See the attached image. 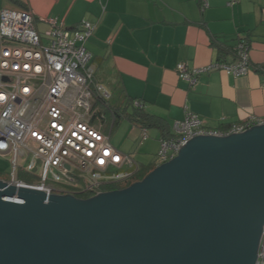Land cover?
<instances>
[{"label": "water", "instance_id": "obj_1", "mask_svg": "<svg viewBox=\"0 0 264 264\" xmlns=\"http://www.w3.org/2000/svg\"><path fill=\"white\" fill-rule=\"evenodd\" d=\"M179 150L91 198L0 180V264H256L264 124L201 134Z\"/></svg>", "mask_w": 264, "mask_h": 264}, {"label": "built area", "instance_id": "obj_2", "mask_svg": "<svg viewBox=\"0 0 264 264\" xmlns=\"http://www.w3.org/2000/svg\"><path fill=\"white\" fill-rule=\"evenodd\" d=\"M201 5L208 8L209 0H201ZM34 20L29 9L4 8L0 12V155L13 166L5 182L79 198L111 191L112 185H126L141 166L132 155L112 145L110 133L102 131L109 118L111 93L96 81L92 54L86 46L95 24L82 21L68 28L58 18H48L50 27L41 33ZM234 52L236 59L230 63L214 61L190 68L181 62L178 74L190 84L211 70L234 76L248 74L246 41L241 40ZM133 103L143 108L139 100ZM110 112L111 132L115 113ZM257 124H264V118L211 129L197 114L188 113L175 122L174 136L160 140L155 163L159 166L176 157L179 146L195 136H228ZM21 172L33 181L21 180ZM256 264H264V230Z\"/></svg>", "mask_w": 264, "mask_h": 264}, {"label": "crops", "instance_id": "obj_3", "mask_svg": "<svg viewBox=\"0 0 264 264\" xmlns=\"http://www.w3.org/2000/svg\"><path fill=\"white\" fill-rule=\"evenodd\" d=\"M230 2L209 0L202 9L201 0H0V12L31 10L41 33L50 27L48 18H58L68 28L82 21L95 24L86 46L96 81L111 93L114 104L139 100L149 119L145 122L161 125L148 127L128 118L131 133L154 129L156 135L125 151L123 140H112L120 119L115 120L111 143L142 168H152L156 163L149 152H157L160 140L173 136L175 122L188 113L211 129L264 118V0ZM241 40L249 46L248 74L211 70L195 84L180 78L181 62L190 68L233 62Z\"/></svg>", "mask_w": 264, "mask_h": 264}, {"label": "rangeland", "instance_id": "obj_4", "mask_svg": "<svg viewBox=\"0 0 264 264\" xmlns=\"http://www.w3.org/2000/svg\"><path fill=\"white\" fill-rule=\"evenodd\" d=\"M118 105L119 104H114L111 101V106L112 107L115 108ZM119 108H121L123 111L127 110L128 113H131L132 109H133L132 105L128 104L127 102H125V103L121 102L120 105H119ZM107 111H108L107 114H108L109 118L107 119V121H106V123H105V125H104V127L102 129V131L104 133H110V129H111V125H112V114L110 112V109H108ZM132 128H134L133 124L128 120L127 117L122 116L120 118V120L118 121V124L116 126L114 134L112 135V140L114 142H118V141H122L123 140L122 146L124 147L123 149L125 151H129L131 149L132 143H134L135 145L139 146L140 144H142L144 142V139H143L144 138V130H142V129L137 127L138 129H136L134 133H131V131H132L131 129ZM146 130H147V133L149 135L148 139L149 140L155 139V135H156L155 132L156 131L154 129H146ZM129 137H130V139H129ZM159 148H160V145H159ZM157 152H153L151 150V152H149V153H152V154H151V156H148V157H153L154 156V159L156 160V155L155 154H157ZM137 155L141 156V153L137 154ZM12 169H13V166H12V163H11L10 159H7L4 156L0 155V180H3V181L9 180L10 177H11L10 173H11ZM20 174L24 175L27 178L29 177L28 173L21 172ZM29 180L33 181V179L31 177H29Z\"/></svg>", "mask_w": 264, "mask_h": 264}, {"label": "trees", "instance_id": "obj_5", "mask_svg": "<svg viewBox=\"0 0 264 264\" xmlns=\"http://www.w3.org/2000/svg\"><path fill=\"white\" fill-rule=\"evenodd\" d=\"M134 100H129L128 101V104L132 105V107H133L132 112L128 113L127 110L123 111L121 108H119V106H116L115 108L112 107L111 106V98H110V100L108 102V108L114 110L115 120L117 121L122 116H125V117L129 118L132 121L140 122L142 125H145V126H148V127L150 125H152V124H154L153 126H157L158 128L161 127V125H159L158 123H152L150 121L145 122L146 119L147 120H149V119H148L147 115L144 113V111H143L144 109L143 108H138V107L134 106V103H133ZM112 103H114V100L112 101ZM169 137L170 136H165L163 138H169ZM156 167H157V165L155 167H152V168H142L141 167L140 171L137 173L135 178L132 181H130L129 183H127L126 185H112L109 188L111 190H113V189H121V188H125L127 186H130L134 182L144 179ZM19 178L21 180L30 181L29 177L27 178V177H25L24 175H21V174L19 175ZM84 197H86V196H84Z\"/></svg>", "mask_w": 264, "mask_h": 264}]
</instances>
